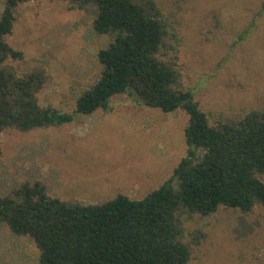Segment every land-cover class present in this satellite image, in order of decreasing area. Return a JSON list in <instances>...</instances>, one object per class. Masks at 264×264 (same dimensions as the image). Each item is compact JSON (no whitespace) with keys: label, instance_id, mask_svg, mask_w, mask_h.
Returning a JSON list of instances; mask_svg holds the SVG:
<instances>
[{"label":"rangeland","instance_id":"1","mask_svg":"<svg viewBox=\"0 0 264 264\" xmlns=\"http://www.w3.org/2000/svg\"><path fill=\"white\" fill-rule=\"evenodd\" d=\"M168 24L166 57L212 124L264 110V0H154ZM5 0H0V15ZM96 7L71 9L67 0L21 5L9 44L23 53L10 60L20 75L46 72L43 106L74 114L59 127L0 137V188L12 195L23 183L41 181L50 196L102 204L119 194L143 200L169 179L187 155L183 110L165 113L128 94L110 109L76 113V101L101 77L100 50L112 41L93 29ZM264 182V175H260ZM189 264H264V204L249 212L221 207L182 218ZM30 237L0 226V264H38Z\"/></svg>","mask_w":264,"mask_h":264},{"label":"trees","instance_id":"2","mask_svg":"<svg viewBox=\"0 0 264 264\" xmlns=\"http://www.w3.org/2000/svg\"><path fill=\"white\" fill-rule=\"evenodd\" d=\"M36 0H5L0 15V137L9 129L29 132L71 123L74 114L43 106L46 72L22 75L9 64L23 53L8 42L17 9ZM71 9L96 7L93 29L110 35L99 51V80L76 101V113L109 110L128 94L140 105L189 116L187 155L172 176L143 200L119 194L102 204L67 202L41 182L23 183L12 195L0 188V226L30 237L38 264H189L185 214L209 216L221 207L251 211L264 204V110L212 124L187 88L167 50L168 24L154 0H67Z\"/></svg>","mask_w":264,"mask_h":264}]
</instances>
